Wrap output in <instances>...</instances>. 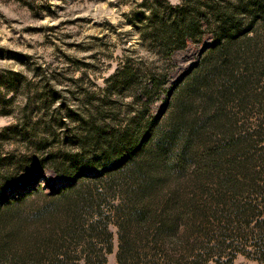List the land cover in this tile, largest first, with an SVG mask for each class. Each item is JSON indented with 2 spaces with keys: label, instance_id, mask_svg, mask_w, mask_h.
Instances as JSON below:
<instances>
[{
  "label": "rangeland",
  "instance_id": "374dc122",
  "mask_svg": "<svg viewBox=\"0 0 264 264\" xmlns=\"http://www.w3.org/2000/svg\"><path fill=\"white\" fill-rule=\"evenodd\" d=\"M214 4L227 16L238 12L243 20L239 50L229 69L232 74L217 79L206 92L211 102L202 105L201 91L197 106L188 108V118L182 120L177 113L182 105L189 106L195 86L188 77L196 73L213 42L211 30L220 25ZM254 7L264 8V0H0V264H39L43 244L51 243L45 239L52 238L59 225L69 224L74 200H84L86 221L107 219L117 211L123 192L111 188L110 173L89 183L82 167L109 145L111 132L124 142L146 135L151 144L144 147L145 153L156 155L163 142L170 148L169 157L188 158L186 167L210 168L208 174L189 172L182 180L167 181L160 203H184L195 188L202 215L207 207L208 215L217 213L220 183L214 173H230L238 161L247 169L261 170L262 178L251 182L255 188L246 181L237 196L227 190L221 194L227 195L229 206L252 202L264 210V10L253 15ZM180 20L179 29L184 23L194 27L192 42L165 46V39L176 33L171 26ZM198 125L200 131L193 132ZM215 149H223L224 156ZM206 153L210 156L202 159ZM211 153L217 154V161ZM139 160L137 167L145 171ZM123 170L112 174L120 176ZM125 180L124 186L132 183ZM72 181L76 189L60 191ZM156 203L160 211L164 206ZM109 221L114 237L106 264H119L120 230ZM201 223L202 233L194 236L200 235L198 254L209 237L216 241L221 231L230 235L239 230L249 237L246 243L235 238V245L255 253L260 237L254 223L216 218ZM185 240L177 248L182 252L189 248ZM232 249L223 250V264H230ZM72 250L78 257L73 261L86 264L82 251ZM157 261L168 264L161 256ZM234 264L264 262L240 252Z\"/></svg>",
  "mask_w": 264,
  "mask_h": 264
},
{
  "label": "trees",
  "instance_id": "16d2710c",
  "mask_svg": "<svg viewBox=\"0 0 264 264\" xmlns=\"http://www.w3.org/2000/svg\"><path fill=\"white\" fill-rule=\"evenodd\" d=\"M194 1L190 0L191 3ZM213 6L218 7V9L213 11V14L218 18L220 25L218 29L211 30L213 42L204 52L200 66L195 69L196 73L192 72L193 74L188 77V81H194L195 86L190 96L191 98H189V106L187 103L182 105V109L177 113V117L182 120H187L188 108L192 109L197 106L195 101L198 96H202L201 91L204 93L203 100L205 102L202 105L205 104V107L208 105L207 102L211 98L205 99L206 92L213 88L217 79L222 76L225 79L232 74L229 69L234 66L233 57L239 50L238 39L242 36L243 20L239 19L238 12H233L227 16L226 11L219 7L218 4ZM252 10L251 14L257 15L264 8L254 7ZM204 18L206 25H209L207 14H205ZM183 21H175L171 26L175 28L176 33L165 39V46L170 45L172 42L178 45L192 42L194 34L192 28L194 29V27H188L184 23V28L179 29ZM207 29H210L209 26H207ZM244 32L243 35H246ZM142 93L140 92L138 97H141ZM154 122L148 123L150 128H152ZM194 122H197V120ZM201 126H193V132L198 133ZM149 127L148 131L150 130ZM108 138L110 139L109 145L103 148L102 153L94 159L84 161L82 167L84 168L85 178L89 183H97L98 180H103L104 174L110 173V177L113 180L111 188L119 187L123 192L122 205L119 208L117 207V211L107 219L101 217L86 221L82 217L83 210L86 207V204L83 203L84 200L81 199V202L78 201L79 203L74 200L71 206V213L68 215L69 224L65 227L59 225L55 230L56 233L53 230L54 239L53 237L45 239L51 241V243L45 242L43 244V249L41 248V252L38 255L39 264H47L48 262H45V260H50L49 264L52 262V264H72L73 260L78 257H74L73 250H70H76L77 248H79L80 252L82 251L86 264H106L107 252L113 251L114 237L113 232L110 230L109 220H114L120 230L119 264H159L157 256L165 258L168 264L173 262L176 264H200L202 262L210 264L211 260H214L216 264H223L221 258L223 250L227 248H233V256L229 259L230 264H234L240 252L250 258L264 262V210L259 204L252 202L234 203L229 206L226 197H224L227 195L221 194L222 190H227V194L232 196L239 195L247 185L246 181H249L250 185L255 188L256 183L251 182L262 178L263 172L261 170L247 169L244 166H240L238 161H234L238 165L235 164L230 173L226 174L224 170H217V173L214 174H218L220 183L218 186L220 196L216 198L218 211L217 213L211 211L212 215H208L210 209L207 207L204 215H202L195 188L189 191L191 196L183 201L184 203H181V199L179 202L167 200L160 203L161 201H159L158 197L166 193L167 185L170 181L182 180L190 174L189 172L202 173V175L208 174L210 170L208 166L194 169L186 167V162L189 161L187 160L188 158L179 156L174 159L169 157L170 148H166L163 142L157 145L158 152L153 155L157 156V159L153 160V153L144 152V147L150 143L146 139V135L140 140L131 136L124 142L119 140L120 138L114 132H111L108 134ZM215 151L221 156L223 149H215ZM209 154L206 153L202 156V159L204 157L208 159ZM214 156L217 161V154ZM139 158H142L144 162L145 171H142L141 167H137L141 161ZM154 162L158 164L157 167L151 166ZM100 163H103L104 169H101L102 165ZM118 168L124 169L122 175L116 176L112 174ZM156 168L157 170H155ZM126 177L132 182L129 186H124ZM224 184L228 186L225 188ZM76 185V181H72L71 184L61 188L60 191L74 190ZM1 201H4L5 204L7 203L4 197ZM85 201L89 202V198L86 197ZM90 202L93 203V200ZM155 203L157 206L162 204L164 207H160V211H158L159 209L153 205ZM220 206L222 207L220 208ZM220 211L222 213L219 214ZM204 218L209 220L216 218L222 222H231L233 220V222L240 225L254 223L259 228L258 236L260 237L255 245V253L235 245V238L237 241L244 240L246 243L249 237L247 232L239 230L235 234L230 233V235L221 231L220 235L216 237V241H213L215 237H209L207 245L202 243L201 248L204 251L198 254L199 244L196 237L200 235L198 234L195 238L194 236L201 231L199 228H201V222ZM138 224L140 226L139 231L136 229ZM186 237L189 248L186 252H182V249L177 248L180 246L179 243H185ZM193 238L194 242H192ZM229 238H233V240ZM143 241L145 244L142 246ZM146 244H148V247H146ZM176 250L181 252L180 255H174L175 252L173 251ZM73 264L77 263L74 262Z\"/></svg>",
  "mask_w": 264,
  "mask_h": 264
}]
</instances>
